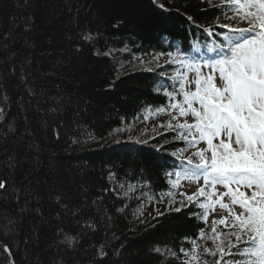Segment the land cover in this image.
<instances>
[{
	"label": "trees",
	"instance_id": "trees-1",
	"mask_svg": "<svg viewBox=\"0 0 264 264\" xmlns=\"http://www.w3.org/2000/svg\"><path fill=\"white\" fill-rule=\"evenodd\" d=\"M232 13L221 0H0V264H189L207 223L173 184L192 147L175 130L114 133L180 100L164 95L180 69L167 53L220 45ZM152 55L167 61L121 70ZM176 196L184 206L135 219L140 200Z\"/></svg>",
	"mask_w": 264,
	"mask_h": 264
},
{
	"label": "snow or ice",
	"instance_id": "snow-or-ice-1",
	"mask_svg": "<svg viewBox=\"0 0 264 264\" xmlns=\"http://www.w3.org/2000/svg\"><path fill=\"white\" fill-rule=\"evenodd\" d=\"M221 3L236 13L228 19L238 18L247 27L220 25L236 35L224 36L221 44L211 49L215 57L201 63L195 57L188 59L167 53L173 57L169 63L179 60L186 69L172 78L174 91H164L170 100L177 94L182 96L170 105L177 114L171 116L167 127L178 130L186 145L196 147L206 143V148L193 153L198 162L188 158L193 167L176 173L177 183L183 176L194 183L203 180V185L192 195L181 193V196L198 205L205 223L217 205L227 213L211 222V235L207 238L214 247L198 253L193 239V247L185 255L197 264L201 260L203 264H264V0H221ZM82 39L90 42L92 36L85 34ZM205 67L209 69L207 74L202 72ZM189 72L194 73L191 79ZM191 85H195L194 89ZM3 112L0 108V115ZM172 121L176 123L173 125ZM7 190L8 181L0 179V191ZM36 211L39 214V209ZM219 225L223 228L218 231ZM74 240L75 237L66 236L69 244ZM0 247L6 253L11 251L6 244Z\"/></svg>",
	"mask_w": 264,
	"mask_h": 264
},
{
	"label": "rangeland",
	"instance_id": "rangeland-1",
	"mask_svg": "<svg viewBox=\"0 0 264 264\" xmlns=\"http://www.w3.org/2000/svg\"><path fill=\"white\" fill-rule=\"evenodd\" d=\"M236 13H232L229 16H226L225 18H223V20L225 19L226 21L228 20L227 17H232L235 16ZM238 19V18H237ZM224 20V21H225ZM223 22V21H222ZM122 52L121 51H111L110 55L114 56V57H119V55H121ZM167 59L166 57H158L157 55H152V56H146V57H140L137 58L135 63L133 65H128L127 63L124 64L121 68L122 71H127L128 69H133L134 67L137 68H148V67H152L154 64L157 65V63H164L165 60ZM132 64V63H129ZM186 71L185 67L183 66V68L178 71V73L174 74L173 77L178 76L180 73ZM202 72L207 74L209 72V69L207 67L202 69ZM194 75V73L189 72L188 73V78L191 79L192 76ZM172 77V75H170ZM191 89H194L195 85H191L190 86ZM177 113L174 112L172 110V108H169L167 110H165L164 112H148L145 115L144 118V122H139L136 123L134 125H130V126H126V127H122L121 129H118L117 131H115L114 133V139L117 140H126V139H131V140H141V141H146L148 139H152L153 137H155L156 135L162 133V132H167V131H171V130H176V129H169L167 127L168 122L171 120V116L172 115H176ZM183 119V118H181ZM189 123L192 122V117L189 116L187 117ZM173 125L176 123V121H172ZM161 125H164L163 127H161ZM200 148H206V143L201 142L199 143L196 147L192 148L191 150L187 151L185 154V156H187L188 158H191L193 160V163L198 162V158L193 156V153L196 152L198 149ZM206 155L210 156V153H206ZM177 186L175 187L176 189V193H186L187 195H192L194 192H196L197 188L201 185H203V180H200L198 183H194L192 181H189L185 178H180L178 183H175ZM115 191L122 196H127L126 192L129 190V188L131 187H121L119 185H115ZM218 191H224L223 188H218ZM249 194L250 193H246ZM139 197V196H138ZM175 199L172 200H168V201H164L162 204H157L155 202L152 201H148V200H140L141 203H139L140 205L134 210V217L136 220L138 221H143L146 222L149 219H151L152 217L156 216L157 214L162 213L165 210H169L172 208H177L180 207L182 204L183 199H178L177 200V196L174 197ZM186 198V196H185ZM200 199H203V197H201ZM227 197H225V201H227ZM237 211H239V209H236ZM223 215H227L226 212L222 211L219 209L218 205L216 206V211L213 213H210V215L208 216V221H207V229L203 234L204 238H201L202 240L197 244L198 245V253L203 254L204 252V248H213L214 245L212 243V241L210 239H208L207 237H209L211 235V227H212V220L213 219H218L220 216ZM223 228L222 225L218 226V231L221 230ZM189 264H197V262L191 261V258L188 259ZM199 264H203V260L199 261Z\"/></svg>",
	"mask_w": 264,
	"mask_h": 264
}]
</instances>
